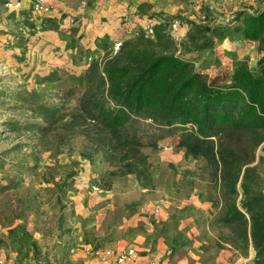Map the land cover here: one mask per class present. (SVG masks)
Listing matches in <instances>:
<instances>
[{
	"label": "trees",
	"instance_id": "1",
	"mask_svg": "<svg viewBox=\"0 0 264 264\" xmlns=\"http://www.w3.org/2000/svg\"><path fill=\"white\" fill-rule=\"evenodd\" d=\"M163 18L154 37L128 38L115 54L94 57L76 77L87 87L74 105V86L59 93L14 90L21 108L33 114L25 129L52 136L50 148L57 153L64 147L72 150L79 140L83 159L93 162L102 155L110 167L100 176L104 189L126 175L153 188V164L144 148H160L161 140L178 135L176 148L207 162L221 205L214 221L220 230L218 244L230 243L243 255L253 247L255 263L264 264V187L256 163L264 143V8L239 10L226 25L188 19L181 42L168 31L171 18ZM43 28L60 26L46 18ZM230 36L259 43L263 54L257 69L243 60L227 77L210 76L198 61ZM45 79L61 78L50 74ZM21 124L8 125L21 130Z\"/></svg>",
	"mask_w": 264,
	"mask_h": 264
},
{
	"label": "crops",
	"instance_id": "2",
	"mask_svg": "<svg viewBox=\"0 0 264 264\" xmlns=\"http://www.w3.org/2000/svg\"><path fill=\"white\" fill-rule=\"evenodd\" d=\"M176 1L49 0V12L34 11L33 0H25L21 8L12 11L0 1V13L5 15L7 10L8 14H14L19 25L30 24L40 32L39 36H45L51 50L57 45L58 50L61 49L59 53L63 51L64 55L54 60L64 61L66 66L74 68L69 74L73 77L74 73L83 75L91 60L110 51L115 40L131 37L126 31L133 20L125 22L130 19L129 14L159 17L163 21L164 16L180 8H188L189 12L196 10L184 0ZM141 5H146L145 11L140 10ZM46 18L53 19L60 29L44 30ZM188 29V24L182 26L183 38ZM2 52L0 59H5L6 51ZM64 70H56L57 73L50 69L42 75L57 74L61 78ZM57 81L60 79L46 80L47 83ZM86 87L87 83L83 82L82 90ZM178 142L179 136L173 135L161 140L159 149L144 148L153 164V188H144L135 175H126L116 179L110 189H104L100 176L110 167L102 155H97L93 162L83 159L79 152L68 156L69 164L78 172L66 175L64 209L75 208L77 213L73 218H82L83 223L77 225V240L68 243L74 254L68 255L67 264H113L102 262L94 256L93 250L96 247L120 250L128 246L137 251L138 258L127 264L151 261L156 264H256L253 247L247 256L230 243L218 244L220 230L214 226V221L221 205L217 192L210 178L202 176L200 165L204 160L186 157L184 149L176 148ZM93 185L102 191L94 190ZM4 253L5 249H0V257H4ZM21 262L34 264L27 260Z\"/></svg>",
	"mask_w": 264,
	"mask_h": 264
},
{
	"label": "rangeland",
	"instance_id": "3",
	"mask_svg": "<svg viewBox=\"0 0 264 264\" xmlns=\"http://www.w3.org/2000/svg\"><path fill=\"white\" fill-rule=\"evenodd\" d=\"M181 1L183 2H179ZM184 1L190 8L196 7V10L189 12L188 8H180L168 16L171 18L170 24L179 22L177 30L170 26L168 28L177 42L184 39L182 26L188 24L190 17L212 25H226L239 10L252 12L264 8V0ZM5 13H0V53L6 51L5 59H0V249H5V257H14L20 261L67 264L68 255L74 254L68 243L77 240L75 231L83 221L82 218H73L77 213L75 208L68 211L64 209L67 204L64 203L66 190L63 187L68 180L67 173L74 175L78 172L74 165L69 164L68 156L79 151L80 141H74L75 148L72 150L64 147L61 153H57L56 149H51L52 136L44 137L36 129H25V121L34 120L33 114L21 108L13 91L36 89L59 93L74 86L77 92L71 98V105H74L83 89V82L76 80L77 73L73 77L69 76L74 68L66 66L64 61L54 60L56 56L64 55L63 51L59 53L61 49L58 50L59 47L54 42L50 43L55 46L51 50L50 45L46 44L45 36H39V31L32 29L26 22L19 25L12 12L8 14L6 10ZM128 16L130 19L125 22L133 20L126 31L127 35H131L129 38H132V28L141 27L144 18H153L135 17V13ZM155 19L160 21L159 17ZM121 39L124 38L118 40ZM262 54L259 43L230 36L217 41L216 50L203 55L198 61V67L201 66L210 76L227 77L243 60L257 69V62ZM50 69H65L59 82H46V76L42 73ZM50 97L54 98L47 95V98ZM18 121L22 123L21 130L8 125ZM145 141L149 143L150 138ZM204 161L200 165L202 176L210 178L207 162L204 164ZM256 163L261 175L260 182L264 187V143L257 150Z\"/></svg>",
	"mask_w": 264,
	"mask_h": 264
},
{
	"label": "built area",
	"instance_id": "4",
	"mask_svg": "<svg viewBox=\"0 0 264 264\" xmlns=\"http://www.w3.org/2000/svg\"><path fill=\"white\" fill-rule=\"evenodd\" d=\"M3 1L4 6L7 9H18L23 6L25 0H0ZM32 9L34 11L40 12H49L51 10V5L49 4V0H33ZM161 21L156 20L155 18H144L141 23V27H134L131 30L132 37H138L142 34L154 37L155 36V25L160 23ZM178 21H174L170 24V28L173 30L178 29ZM124 39L117 40L114 43V46L111 48V53L115 54L123 45ZM93 189L96 191H102V189L93 185ZM156 212L159 213L160 210L156 209ZM94 256L98 257L102 262H111L113 264H127L129 262H134L138 258V253L133 247H124L120 250H114L108 247H96L93 250ZM0 264H24L19 259L14 257H0ZM149 264H156L155 261H151Z\"/></svg>",
	"mask_w": 264,
	"mask_h": 264
}]
</instances>
